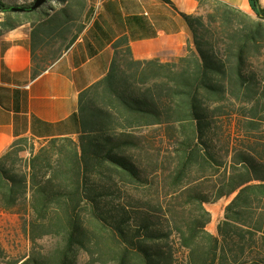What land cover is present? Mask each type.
Instances as JSON below:
<instances>
[{"label": "trees", "instance_id": "1", "mask_svg": "<svg viewBox=\"0 0 264 264\" xmlns=\"http://www.w3.org/2000/svg\"><path fill=\"white\" fill-rule=\"evenodd\" d=\"M249 3L256 18L219 1L206 15L182 14L192 35L186 56L163 63L118 54L80 95L77 140L31 145L25 167L16 163L28 139L0 158V212L18 214L34 244L13 264H79L82 251L114 264H178L172 235L182 264H264V136L251 132L264 121V7ZM32 5L0 0V12ZM56 61L34 45L36 75ZM237 104L242 140L219 124ZM157 126L172 147L164 157L134 134ZM139 186L145 193H129ZM223 198L232 199L214 235L206 205ZM46 237L56 244L37 250Z\"/></svg>", "mask_w": 264, "mask_h": 264}, {"label": "crops", "instance_id": "2", "mask_svg": "<svg viewBox=\"0 0 264 264\" xmlns=\"http://www.w3.org/2000/svg\"><path fill=\"white\" fill-rule=\"evenodd\" d=\"M170 1L51 0L0 12V158L21 139L79 136L80 95L108 75L118 54L130 49L135 60L163 63L186 56L192 35L182 14H202L219 1L256 18L249 0ZM34 45L38 55L57 58L40 75ZM209 231L218 235V227Z\"/></svg>", "mask_w": 264, "mask_h": 264}, {"label": "rangeland", "instance_id": "3", "mask_svg": "<svg viewBox=\"0 0 264 264\" xmlns=\"http://www.w3.org/2000/svg\"><path fill=\"white\" fill-rule=\"evenodd\" d=\"M7 2H12V0H5ZM18 2V4H24L22 0H13ZM214 2L210 5L212 6ZM211 8V7H210ZM209 10H205L202 14L206 15ZM258 66V64H256ZM242 106V107H241ZM243 105L237 104L236 106H231L226 109L228 112L227 115H224L220 118L219 124L222 126V132L228 134L229 130L238 135L240 140H242L243 129H239L237 124L239 121L245 120L244 116H241V110ZM249 108V107H244ZM251 115L247 114V119L251 118ZM256 121L260 122L257 129H253L251 132L256 136H264V121L256 118ZM134 134L140 138L142 141V146L144 151L150 152H158L162 157L169 154L172 151V147H170L167 143L162 144L161 135L163 134V129L159 126L157 127H142L138 128V130L134 131ZM77 140V137H72ZM48 141L40 142V141H30L28 145L25 147L27 150L20 152L18 161L16 163L17 167H25L26 160L30 158L31 154L28 150L31 145L35 146L36 150H40L42 147L47 146ZM148 142L153 144L151 147ZM153 148V149H152ZM155 149V150H154ZM143 151V152H144ZM141 151H136L139 154ZM161 158V157H160ZM152 179L154 181H158L160 179L159 175L153 174ZM129 193L133 195L134 193H145L146 187L139 186L137 188H130ZM165 192H161L160 195L163 196ZM232 198H223L216 203L206 205V208L212 213V222L209 224L208 229H217L219 222L223 221L225 217V209L226 206L231 202ZM140 206H143L142 203ZM84 219H90V215L84 214ZM164 219L161 215L158 220L163 221ZM56 244V239L53 237H46L44 239L38 240L37 242V250L44 251L50 250ZM170 245L176 250L177 262L178 264H182L183 262V252L178 247L177 239L174 235L171 236ZM34 244L31 242L29 236L24 232L22 228V221L18 214L8 213V212H0V247L3 250V254L0 253V264H13L17 260H22L27 257L33 248ZM79 264H114L112 259H101L99 254H94L91 256L86 251H82L79 254Z\"/></svg>", "mask_w": 264, "mask_h": 264}, {"label": "water", "instance_id": "4", "mask_svg": "<svg viewBox=\"0 0 264 264\" xmlns=\"http://www.w3.org/2000/svg\"><path fill=\"white\" fill-rule=\"evenodd\" d=\"M51 0H35L31 9L32 10H37L40 9L41 7L45 6L46 4H48ZM13 12H26L27 9L24 7H14L12 8Z\"/></svg>", "mask_w": 264, "mask_h": 264}]
</instances>
